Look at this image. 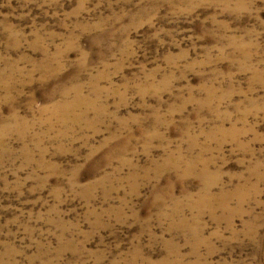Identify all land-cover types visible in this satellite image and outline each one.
<instances>
[{
    "label": "rangeland",
    "instance_id": "1",
    "mask_svg": "<svg viewBox=\"0 0 264 264\" xmlns=\"http://www.w3.org/2000/svg\"><path fill=\"white\" fill-rule=\"evenodd\" d=\"M0 264H264V0H0Z\"/></svg>",
    "mask_w": 264,
    "mask_h": 264
},
{
    "label": "bare ground",
    "instance_id": "2",
    "mask_svg": "<svg viewBox=\"0 0 264 264\" xmlns=\"http://www.w3.org/2000/svg\"><path fill=\"white\" fill-rule=\"evenodd\" d=\"M65 107H67L68 110H70L72 107L69 105H66Z\"/></svg>",
    "mask_w": 264,
    "mask_h": 264
}]
</instances>
